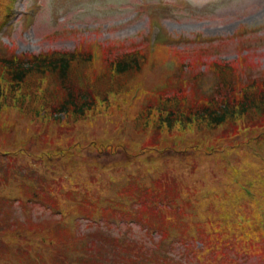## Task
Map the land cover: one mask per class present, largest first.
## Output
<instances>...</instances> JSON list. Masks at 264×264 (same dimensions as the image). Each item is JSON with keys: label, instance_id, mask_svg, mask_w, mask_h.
Returning <instances> with one entry per match:
<instances>
[{"label": "rangeland", "instance_id": "obj_1", "mask_svg": "<svg viewBox=\"0 0 264 264\" xmlns=\"http://www.w3.org/2000/svg\"><path fill=\"white\" fill-rule=\"evenodd\" d=\"M24 8L29 10L28 15L22 16L19 13L13 18L15 23L1 40L3 42L2 46H11L18 53L26 52V55L29 56L43 51L50 54L55 50L61 52L71 50L86 51L87 55L90 52L96 53L98 57L94 54L93 69L85 70L87 79L91 84L90 88L93 91H97V78L103 75H110L111 79H103L99 83L98 88L105 89L111 80L110 89L120 90L127 85L128 81L125 77L115 78L114 75L109 73L107 66L102 64L104 51L106 58L108 56H124L132 52L146 53V48L156 35L154 25L157 23L161 24L163 30L158 39L167 35L166 41L168 38L173 40L168 42L166 48H163V45L161 47L162 50H155V54L160 59H163L164 55L169 51H180L182 57L185 58L183 60L187 61L189 65L195 64L197 66L198 61H201L200 64L206 63L205 73L209 71L208 65L211 60H229L239 67L238 79L242 82L264 73V0H25L20 9ZM29 20H32L30 25L27 22ZM91 43L93 46H91ZM100 57L102 58L100 59ZM156 60V56L152 55V61L156 62ZM156 65L160 67L162 63H156ZM198 66L199 71L204 69L201 65ZM152 67L150 63H147L148 70ZM161 69L162 67L159 68L160 73L153 72V68L149 72V74L153 72L157 73V76L161 75V82L151 84L156 76L149 74L143 76L142 74L136 78L133 83L134 86L139 84L138 86L142 87L141 92L154 90L164 96L179 94V92L186 93L189 100V103L185 105L186 109H191L204 103L205 99L211 96L219 100L223 97V95L218 94L214 90L216 84L210 78L209 72L206 77L200 76L194 79L187 76L178 77L177 70L172 71V74L168 72V69V71ZM190 71L193 73L199 72L189 69ZM259 81L261 82L260 78ZM57 85V82L55 83L49 79L40 80L38 77H30L25 84L29 91H36L39 87L46 86L49 90H53L58 97ZM147 85L150 86L145 87ZM85 88V80L79 76L74 84V89L82 91ZM54 96L50 95L49 97L53 99ZM151 96L152 94L144 95L138 103L142 105L145 103L154 104L155 99L149 98ZM134 97L132 96V99ZM126 103L127 98H124V96L117 98L114 104V107L118 106L116 114H124L123 106ZM8 111H14L15 117V106L10 105ZM19 117L28 119L20 111L17 114V118ZM236 122V128L244 129L245 122H242V120ZM64 124L58 125L59 134L53 129V134L43 135L38 141L31 138L28 144L31 143L30 146L35 152L45 148L56 147V143L75 139V135L71 132L72 129L82 127L84 122L69 128L62 127ZM12 128L14 131L20 129V127H15V125ZM91 128L98 130L101 134L109 133L111 129L107 122L99 126L92 125ZM64 130H66V134L61 139L60 137L64 134ZM231 130H235L233 123L223 126L217 132L223 139H230ZM67 134H69V137H66ZM228 134L231 135L227 136ZM23 135L24 133H18L14 137L10 134L5 135V138L1 136L4 144L9 143L14 146L15 141L13 143L12 141L15 140V136L21 137ZM158 136L166 144H169L174 138L190 140L191 134L187 135L185 132L177 130ZM4 144L0 140V150H6V147L9 146ZM10 154L0 157V200L2 201H15V188L17 187L15 173H13L15 172V155ZM78 154L83 157V160L75 166L76 173L88 176L94 182L98 180L100 174L106 175L93 160H89L93 159V157L89 158L86 153L84 156L80 153ZM37 157H34L32 162H40ZM99 157L101 158V156ZM187 157H184V161L181 160V156L166 160L169 165L160 171L158 180L162 190H167L175 184H181L182 186L179 188L187 189L190 193H193V190L201 188L210 182L230 180L225 165L213 156L195 153L196 159L194 161H188ZM226 158L229 161L231 159L244 161L242 166L245 167L244 177H251L254 174V169L258 166L257 162L251 163L249 161L246 149L237 152L231 151L226 155ZM101 160L104 159L101 158ZM67 163V161L60 162L63 166ZM23 169L30 173L34 172L30 165L23 166ZM110 169L113 173L123 171L121 166L111 167ZM18 179L24 180L23 174H19ZM192 180H195V182H192ZM131 183L135 188H139L134 180ZM109 193L110 197L98 199L99 204L113 206L119 200V197L110 187ZM156 194L154 192L153 196ZM32 208L33 218L36 220L48 221L57 219L56 211L58 210L55 209L59 208V204L51 207L48 201L41 199L35 202ZM3 209L11 211L9 220L15 221V216H20L18 208L15 209V202H7V207ZM83 212L89 215L91 210L83 208ZM186 212V208L180 210V214H185ZM118 215L125 218L121 213ZM23 216L24 218L26 217V212ZM74 221V216L69 215L59 222L66 227L67 231L73 232ZM29 222V220L24 219V224L19 226L15 225L14 222L15 231L18 228L23 236L33 234L40 236V233H34V229L30 227V224H27ZM91 222L81 219L79 223L80 232L84 233L83 235L87 236L92 243H89L88 248L78 247L75 244L53 245L51 246L52 251L50 254L45 253L46 260H40L44 252L42 250L37 251L36 264H41V262L46 264H111L107 262L109 260L115 264H129L133 259V254L138 251H143L145 254L143 264H146L150 258L155 259L159 252L173 253V257L179 259L182 264L200 263L195 254H188L185 244L179 245L178 248L164 246L158 249L159 243L153 242L150 235L145 231L146 224H141L137 220H134L135 224L133 225L123 224L121 227L115 225L109 228L110 232L126 235L130 240L123 243H114L118 246L116 248H109L106 245L103 250L102 240L104 235L101 236L99 234L102 230L99 231L98 226ZM42 224H46V222ZM232 227L234 225L224 226L227 236L232 235ZM67 236L58 235L54 239L57 242L67 241ZM231 239L235 243L224 245L221 249H215L212 255L204 260L215 262L217 254L221 253L223 255V263L264 264L263 232H256L253 240L246 241L245 237L241 235L231 236ZM20 242H22V239L15 238L14 235L10 237L3 236L0 231V247L3 246L0 249V264H16V261L13 260L15 255L22 258L20 260L21 264H28L31 245L21 246L15 251V245ZM127 244L132 245L133 248L122 249L123 245ZM245 246H250L251 248L259 247L260 250H246ZM242 251L248 254L242 255L240 253ZM195 253L203 254L198 251ZM87 255L90 258H87ZM239 255H242V258H246L236 260L235 257Z\"/></svg>", "mask_w": 264, "mask_h": 264}, {"label": "trees", "instance_id": "obj_2", "mask_svg": "<svg viewBox=\"0 0 264 264\" xmlns=\"http://www.w3.org/2000/svg\"><path fill=\"white\" fill-rule=\"evenodd\" d=\"M39 63L33 62L29 63L27 61H23L22 59H16L15 58V51L11 47H7L4 52L0 51V132L4 131V129H1L2 126H6L7 123L12 119V111H8V107L10 105L15 106V67H19L16 79L18 81L23 80L26 74L31 70L32 66L38 65ZM39 69V67H38ZM68 69V65L65 63L62 64V72H60L61 81L65 84L66 79V71ZM36 72V73H43L42 71L32 69L29 73ZM28 73V74H29ZM71 92L68 93V95L64 98V101L61 104V107L64 106L66 108H70L73 105L74 99L76 97ZM85 108V103H82L77 107L78 110L75 112L78 113V118L81 116L86 115V111L88 108ZM8 116V117H7ZM7 117V118H6ZM15 120V118L13 119ZM178 118L176 115L172 116L168 115L164 119V124L166 127L170 128L172 127L176 122H178ZM217 123H222L224 121V115H219L217 117H214L213 119ZM14 126L15 122H10L8 124ZM15 155V149L14 150H6L3 151L0 150V155L9 154ZM1 203H0V209H1ZM7 219L5 217L0 216V224H3L6 222ZM9 221V220H8ZM6 230L5 228H0V231ZM3 235H5L2 232Z\"/></svg>", "mask_w": 264, "mask_h": 264}]
</instances>
